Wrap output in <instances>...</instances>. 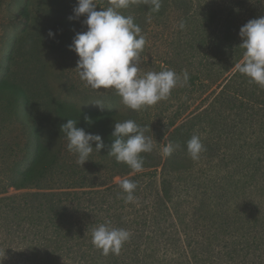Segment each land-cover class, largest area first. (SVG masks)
Segmentation results:
<instances>
[{
  "label": "trees",
  "instance_id": "1",
  "mask_svg": "<svg viewBox=\"0 0 264 264\" xmlns=\"http://www.w3.org/2000/svg\"><path fill=\"white\" fill-rule=\"evenodd\" d=\"M10 2L16 10L10 39L31 56L32 71L19 79L16 48L7 65L0 53V130L15 127L0 136L2 264H264V87L235 67L243 62L239 30L264 16L263 0H162L159 12L145 0H130L118 9L133 17L145 39L149 26L164 30L146 45L155 40L163 48L158 71L189 72L188 84L171 92L176 101L211 89L196 111L185 113L182 104L168 110L154 147L171 142L175 151L142 153L140 173L107 155V147L94 150L82 167L67 150L60 126L68 119L106 146L114 139L95 131L82 111L109 114L111 125L138 124L127 110L82 107L56 91L43 54H73L69 45L86 30L84 17L69 19L76 0ZM95 2L97 10L114 6V0ZM149 14L155 23L144 22ZM193 135L206 149L198 160L187 153ZM100 165L110 173L96 183ZM115 178L137 184L134 202H125ZM9 189L19 192L7 195ZM108 222L131 233L119 254L105 255L92 243L93 230Z\"/></svg>",
  "mask_w": 264,
  "mask_h": 264
},
{
  "label": "clouds",
  "instance_id": "2",
  "mask_svg": "<svg viewBox=\"0 0 264 264\" xmlns=\"http://www.w3.org/2000/svg\"><path fill=\"white\" fill-rule=\"evenodd\" d=\"M152 5V12H159L162 0H145ZM70 20H82L85 31L77 32L69 45V50L77 57L75 71L87 86L94 90L114 89L120 96L121 103L128 109L138 111L166 100L171 91L177 86H185L190 79L185 70L182 75L166 69L159 72L148 71L141 74L140 54L146 45L141 28L134 23L132 16L123 15L118 9L129 7L130 0H114V6L97 10L95 0H76ZM183 30L185 23L179 22ZM49 37L54 34L49 31ZM241 43L239 48L244 50L243 62L235 65L239 73L248 77L251 83L264 87V16L249 20L239 30ZM97 106L103 109L97 101ZM77 122L68 119L60 126L65 134L67 150L77 156V163L82 165L89 161L90 154L97 153L107 147V155L114 157L118 163L126 164L133 173L144 170L142 153H150L154 147L153 136L145 135L147 128H141L133 120L116 122L110 145H105L101 136L86 133L78 128ZM95 143V149L92 143ZM187 153L193 160H198L205 151L198 135H193L187 142ZM176 146L171 142L162 149L165 157L171 156ZM120 188L126 193L125 202L136 200L134 192L137 184L129 179L119 180ZM110 222L101 224L93 230L92 243L102 250L119 254L123 244L130 238L131 233L122 228L110 227ZM5 259V252L0 254V264Z\"/></svg>",
  "mask_w": 264,
  "mask_h": 264
},
{
  "label": "rangeland",
  "instance_id": "3",
  "mask_svg": "<svg viewBox=\"0 0 264 264\" xmlns=\"http://www.w3.org/2000/svg\"><path fill=\"white\" fill-rule=\"evenodd\" d=\"M264 2V0H263ZM75 5V4H74ZM13 4H11L10 0H0V53L3 57V65L8 64L7 57L10 55L12 49L16 48V53L19 57H17V61L19 62L20 66L14 67V70L17 74V77L21 80L24 79V71L29 73L32 71L31 68V56L25 53V50L22 49L19 51V44L17 47L13 45V40H11V36H15V20L13 16L16 13V10L12 9ZM146 24L150 22H154L151 17V14L148 16L146 15ZM156 21V20H155ZM155 23V22H154ZM163 26V25H162ZM161 26V27H162ZM164 30H160V27L146 28V40L153 37H158L160 34L163 33ZM19 33V32H18ZM155 37V39H156ZM24 47L26 43H23ZM146 49L144 52L142 51L140 54L141 62L140 68L142 69L141 74L148 71H158L160 66V57L163 55L164 51L161 47L160 43L157 41H148L146 45ZM168 50V48H167ZM46 55V59H48L49 64L52 66V80L56 87V91L59 93V97L62 99H66L67 101H71L79 106L82 107H95L100 108L97 106L96 103L99 101L103 109L106 110H114L117 109L121 112L127 110L130 112L131 115L137 117L138 125L141 128H147L149 126L150 131H145V135L148 136L151 134L153 138L157 136L159 131L167 124L168 116L171 114L169 109L173 112L179 104H182L184 107L185 113L196 111L203 107L202 101L207 96L208 92L211 90H207L204 92H199L194 97H191V100L188 99V96L181 95L179 101L175 100L172 94L166 99L158 102L157 104L145 107L141 110L134 111L128 109L121 103V98L116 94L114 89H106V90H94L91 87L87 86L85 82H83L80 78L78 73L74 70L76 67V63L78 60L77 55L73 52L72 55H52L47 50H44V54ZM160 56V57H159ZM187 71V70H186ZM199 71V67L197 70L190 72L191 74H196ZM229 72L234 73V69H229ZM189 73V72H188ZM28 75V74H26ZM1 78V73H0ZM181 86H177L171 92L173 93L175 90H178ZM204 86L202 89H205ZM116 96L115 98L113 96ZM114 98V99H113ZM113 99V100H112ZM167 107V110L164 111V108ZM163 110V111H162ZM162 111V114H161ZM80 117L83 120H86L92 123L95 126V131L100 132L104 137L113 138L111 134L113 132V125L110 124V115H98L92 112L82 111L80 113ZM123 118V117H122ZM123 121V119H120ZM116 123V122H115ZM7 125V124H6ZM12 125H8L4 127L3 130H0V136H9L13 133ZM148 133V134H147ZM165 146L164 142L161 141L159 145H156L154 148L159 151L160 154H163L162 149ZM107 173H110L108 168L104 165H100L98 167V172L95 175L94 182L102 183L105 182L107 178ZM120 179L115 178L112 179L111 183H116ZM19 191H15L13 189H9L7 195L17 194ZM193 197V196H192ZM194 198V197H193ZM191 198V200L193 199Z\"/></svg>",
  "mask_w": 264,
  "mask_h": 264
}]
</instances>
